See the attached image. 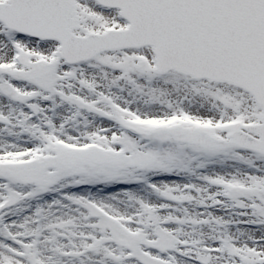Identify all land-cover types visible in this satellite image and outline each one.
I'll return each mask as SVG.
<instances>
[{
  "label": "snow or ice",
  "instance_id": "1",
  "mask_svg": "<svg viewBox=\"0 0 264 264\" xmlns=\"http://www.w3.org/2000/svg\"><path fill=\"white\" fill-rule=\"evenodd\" d=\"M0 264H264V0H0Z\"/></svg>",
  "mask_w": 264,
  "mask_h": 264
}]
</instances>
